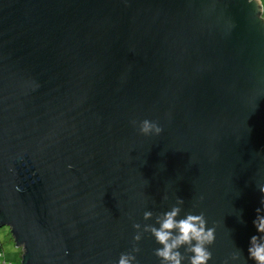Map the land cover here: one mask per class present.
I'll use <instances>...</instances> for the list:
<instances>
[{"label":"water","instance_id":"water-1","mask_svg":"<svg viewBox=\"0 0 264 264\" xmlns=\"http://www.w3.org/2000/svg\"><path fill=\"white\" fill-rule=\"evenodd\" d=\"M260 185L254 4L0 0V226L21 264H160L144 229L177 198L216 228L209 264H254Z\"/></svg>","mask_w":264,"mask_h":264},{"label":"clouds","instance_id":"clouds-1","mask_svg":"<svg viewBox=\"0 0 264 264\" xmlns=\"http://www.w3.org/2000/svg\"><path fill=\"white\" fill-rule=\"evenodd\" d=\"M247 3L255 5V15L260 21H264V0H247ZM135 124V121H133ZM139 132L143 135H160L162 127L154 121L142 120L139 123ZM259 191L264 197V185L259 186ZM184 201L177 198L176 204L169 210L156 217L155 225L145 226L144 231L151 234L159 247L154 255L160 264H209L212 253L209 246L215 241V226L209 227L203 213H185L181 217V205ZM261 207L256 208V217L252 221L257 235H252L247 248L248 259L254 264H264V199L260 201ZM144 219H151V211L144 212ZM139 229L140 225H133ZM133 239L139 241L141 236L137 233ZM181 248L184 249L181 252ZM138 248H133L131 253H121L117 264H137L136 256ZM187 254V256L185 255ZM22 257V256H21ZM237 257H234V259Z\"/></svg>","mask_w":264,"mask_h":264},{"label":"rangeland","instance_id":"rangeland-1","mask_svg":"<svg viewBox=\"0 0 264 264\" xmlns=\"http://www.w3.org/2000/svg\"><path fill=\"white\" fill-rule=\"evenodd\" d=\"M0 239L4 245L8 259L14 264H21V254L19 252L22 250V248L16 246L8 226H0Z\"/></svg>","mask_w":264,"mask_h":264},{"label":"trees","instance_id":"trees-1","mask_svg":"<svg viewBox=\"0 0 264 264\" xmlns=\"http://www.w3.org/2000/svg\"><path fill=\"white\" fill-rule=\"evenodd\" d=\"M19 253L22 256V250ZM20 259H21V257H20ZM0 264H14L11 260L8 259L7 253L4 249V245L1 241V239H0Z\"/></svg>","mask_w":264,"mask_h":264}]
</instances>
